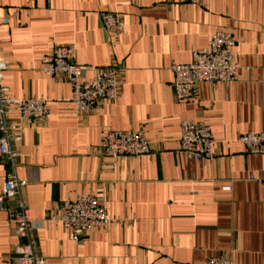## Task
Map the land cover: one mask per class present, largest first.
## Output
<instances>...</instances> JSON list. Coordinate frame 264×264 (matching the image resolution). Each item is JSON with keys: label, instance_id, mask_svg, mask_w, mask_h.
<instances>
[{"label": "crops", "instance_id": "crops-1", "mask_svg": "<svg viewBox=\"0 0 264 264\" xmlns=\"http://www.w3.org/2000/svg\"><path fill=\"white\" fill-rule=\"evenodd\" d=\"M104 12L122 17L118 38L102 27ZM216 31L235 38L238 79L200 83L180 101L170 67L188 63ZM63 45L74 47L78 65L118 69L114 102L74 113L70 84L40 73L39 60ZM0 50L8 95L50 107L12 143L14 165L0 157V192L6 174L26 181L19 197L45 264H202L211 256L264 264V156L238 141L264 129V0H0ZM183 120L210 127L211 160L180 152ZM106 131L141 132L149 152L107 164ZM81 195L100 200L111 222L77 245L51 217ZM16 211L15 200L0 210V264H16Z\"/></svg>", "mask_w": 264, "mask_h": 264}, {"label": "built area", "instance_id": "built-area-1", "mask_svg": "<svg viewBox=\"0 0 264 264\" xmlns=\"http://www.w3.org/2000/svg\"><path fill=\"white\" fill-rule=\"evenodd\" d=\"M179 4L193 3L194 0H176ZM100 22L112 38L123 34L124 23L120 15L101 13ZM235 38L230 32L216 31L204 47L191 52L186 64L170 67L173 87L180 101L189 100L200 83L229 84L238 79L240 65L232 51ZM40 73L47 78H63L72 89L70 102L74 113L85 115L95 110L104 101L114 102L119 95L118 69L93 65H78L75 62V49L72 45L54 46L52 51L40 60ZM5 62L0 50V157L13 166L17 153L12 143L21 140L25 126L39 125L50 114V107L44 99H16L8 95L3 85ZM87 72L92 73L85 80ZM13 118V119H11ZM14 120V121H13ZM246 154L264 156V129L258 133L243 134L238 138ZM215 141L210 127L189 120L180 122L179 150L191 161H207L213 158ZM149 152L148 141L141 132L106 131L101 137L100 154L107 164L117 158H139ZM248 180L261 182L258 176L251 175ZM26 181H18L13 173L3 178L0 192V210L6 202L16 201V214L13 220L14 234L17 238L12 246L16 264H45V260L34 252L30 239V218L25 204L19 197ZM67 231V239L77 245L84 243L89 232L102 230L109 226L111 219L106 214L103 203L92 196H78L74 200L60 203L57 215L51 217ZM202 264H232L226 257L211 256Z\"/></svg>", "mask_w": 264, "mask_h": 264}, {"label": "bare ground", "instance_id": "bare-ground-1", "mask_svg": "<svg viewBox=\"0 0 264 264\" xmlns=\"http://www.w3.org/2000/svg\"><path fill=\"white\" fill-rule=\"evenodd\" d=\"M29 212V211H28ZM29 218H30V216H29Z\"/></svg>", "mask_w": 264, "mask_h": 264}]
</instances>
